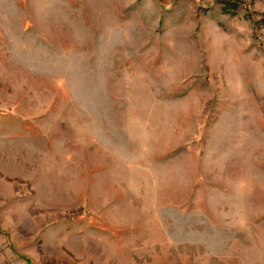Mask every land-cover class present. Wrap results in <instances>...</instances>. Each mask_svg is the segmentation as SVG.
<instances>
[{
	"label": "rangeland",
	"instance_id": "1",
	"mask_svg": "<svg viewBox=\"0 0 264 264\" xmlns=\"http://www.w3.org/2000/svg\"><path fill=\"white\" fill-rule=\"evenodd\" d=\"M0 264H264V0H0Z\"/></svg>",
	"mask_w": 264,
	"mask_h": 264
}]
</instances>
